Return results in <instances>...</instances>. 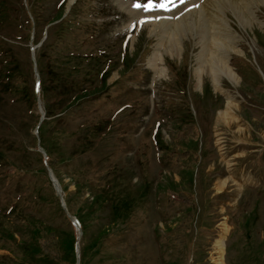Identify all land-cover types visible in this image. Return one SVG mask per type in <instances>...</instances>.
Segmentation results:
<instances>
[{"label": "rangeland", "instance_id": "rangeland-1", "mask_svg": "<svg viewBox=\"0 0 264 264\" xmlns=\"http://www.w3.org/2000/svg\"><path fill=\"white\" fill-rule=\"evenodd\" d=\"M68 1L0 0V264H264V0ZM211 32L244 52L220 78L244 137L217 123Z\"/></svg>", "mask_w": 264, "mask_h": 264}, {"label": "bare ground", "instance_id": "bare-ground-1", "mask_svg": "<svg viewBox=\"0 0 264 264\" xmlns=\"http://www.w3.org/2000/svg\"><path fill=\"white\" fill-rule=\"evenodd\" d=\"M74 1L75 0H69L68 4H67V8H69V6L74 3ZM232 1L234 2V0H232ZM218 2H220V0H211V2L209 1L208 3H210V6L212 8H215L216 5L218 4ZM210 10H211V8L209 10H207V12ZM212 11L209 12L210 13L209 19L206 15L207 13L203 9V7L197 11H192V13L196 12L195 17H197V19H204L203 21L205 22L208 29L214 31V28H217V27H215L214 23L219 19L218 18L219 16L214 14ZM220 12H221V10H219V13ZM210 22H212V24H210ZM242 23H243V21H242ZM170 24L171 25L163 22L162 25L165 28V30L166 29H169V30L163 31L162 34L168 36L169 38L174 37L173 38L174 42H173L172 48L174 47V48L178 49L179 48V42H178L179 40H178V38H176L177 36H175V31H177L176 28H178L179 23L176 22V23H170ZM153 25L155 27L157 26L155 24H153ZM212 25H214V26H212ZM172 27L175 30H171ZM206 40H207L206 41L207 44L205 45V47H206V52H208L207 55H209L207 65H209V67L211 68L210 78L212 79L213 86H214L215 90L217 92H219L220 94H222L226 99L225 109L218 113L217 123L223 124L224 126L228 127L231 130H233V129L237 130V131H235V135L240 136V137H244V135H246L245 134L246 129H242L239 126V124H240L239 116L237 115L238 113H236L239 110V106L234 101V97L230 94V92H228L227 90L222 88L221 83H220V78L223 76L225 79H227L233 85H235V86L238 85V83L240 81L239 76L236 74L235 70L232 68V66L229 62V54H236V55L244 57V52L242 50H240L238 47L230 45L231 41L227 43L223 39L221 40L219 38V34H217L216 32H211V35H209L206 38ZM162 46H163V42L162 43L160 42L159 45L156 47V51L154 52V55L150 59V63H149L151 65L150 67L152 68V70L154 72V76L156 79L164 76V56L161 52ZM220 50H223L227 54L223 53L220 56L217 55L216 53ZM203 67H205V66H201L200 67L201 69L198 70L199 78H201L204 74L203 73ZM220 135L221 134H218L219 137H220ZM240 137H237V138H240ZM221 140H222V138L218 139V145H220V146L223 143ZM221 150L224 151L223 146H221ZM227 162H229L228 167L231 169L233 167V165L231 164V161L229 160ZM245 182H252L250 180V178L248 176H246L245 174L240 179H238L237 181L236 180H230L228 178V179L223 180V181L218 183L217 192H223L224 190H227L228 188H233V187H237L238 191L240 192V191H242V185Z\"/></svg>", "mask_w": 264, "mask_h": 264}, {"label": "snow or ice", "instance_id": "snow-or-ice-1", "mask_svg": "<svg viewBox=\"0 0 264 264\" xmlns=\"http://www.w3.org/2000/svg\"><path fill=\"white\" fill-rule=\"evenodd\" d=\"M135 7H138V8H149V9H155L157 7V4H156V0H148V3L147 4H142L139 2V0H137V3L134 4ZM160 7H166V3H161L159 5Z\"/></svg>", "mask_w": 264, "mask_h": 264}, {"label": "water", "instance_id": "water-1", "mask_svg": "<svg viewBox=\"0 0 264 264\" xmlns=\"http://www.w3.org/2000/svg\"><path fill=\"white\" fill-rule=\"evenodd\" d=\"M50 179L52 180V182H53V184H54V187L56 188V190L58 191L59 190V188H58V185H56V183H55V179L53 178V175H52V173H50ZM63 206H64V204H63Z\"/></svg>", "mask_w": 264, "mask_h": 264}, {"label": "trees", "instance_id": "trees-1", "mask_svg": "<svg viewBox=\"0 0 264 264\" xmlns=\"http://www.w3.org/2000/svg\"><path fill=\"white\" fill-rule=\"evenodd\" d=\"M64 211V210H63ZM69 222H70V220H69ZM70 224H72L71 222H70ZM73 226V225H72Z\"/></svg>", "mask_w": 264, "mask_h": 264}]
</instances>
